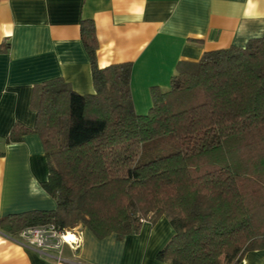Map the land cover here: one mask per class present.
I'll use <instances>...</instances> for the list:
<instances>
[{
	"label": "trees",
	"instance_id": "trees-1",
	"mask_svg": "<svg viewBox=\"0 0 264 264\" xmlns=\"http://www.w3.org/2000/svg\"><path fill=\"white\" fill-rule=\"evenodd\" d=\"M80 29L94 93L62 78L36 85L34 127L16 122L5 139L39 136L49 171L42 188L56 208L2 217L0 230L15 237L52 223L122 239L165 217L174 233L161 262L239 264L264 250V36L180 62L169 90L152 87L148 112L138 114L132 64L100 68L93 20ZM169 137L176 151L137 161L145 143Z\"/></svg>",
	"mask_w": 264,
	"mask_h": 264
},
{
	"label": "crops",
	"instance_id": "crops-1",
	"mask_svg": "<svg viewBox=\"0 0 264 264\" xmlns=\"http://www.w3.org/2000/svg\"><path fill=\"white\" fill-rule=\"evenodd\" d=\"M85 19L96 28L100 68L132 64L130 91L141 114L151 106L152 87L169 90L180 62L264 36V0H0V218L56 208L42 188L49 171L39 136L5 139L16 122L34 127L36 85L62 78L77 93H94L81 40ZM173 233L165 217L122 239H98L82 228L78 250L65 247L58 262L0 230V264H167L157 254ZM239 264H264V250Z\"/></svg>",
	"mask_w": 264,
	"mask_h": 264
},
{
	"label": "built area",
	"instance_id": "built-area-1",
	"mask_svg": "<svg viewBox=\"0 0 264 264\" xmlns=\"http://www.w3.org/2000/svg\"><path fill=\"white\" fill-rule=\"evenodd\" d=\"M68 235L74 239L67 238ZM13 238L23 246L34 247L41 255L58 262L65 261V247L77 251L82 242L79 228L62 230L52 223L27 227Z\"/></svg>",
	"mask_w": 264,
	"mask_h": 264
},
{
	"label": "rangeland",
	"instance_id": "rangeland-1",
	"mask_svg": "<svg viewBox=\"0 0 264 264\" xmlns=\"http://www.w3.org/2000/svg\"><path fill=\"white\" fill-rule=\"evenodd\" d=\"M147 112L148 110L145 111V113ZM145 113H141V114H145ZM143 148H144V153L142 156L139 155L137 159L138 162H144L154 158L157 155H162L165 153L176 151L178 149V144L173 137H169L168 139L163 138L162 140L147 142L143 145Z\"/></svg>",
	"mask_w": 264,
	"mask_h": 264
},
{
	"label": "snow or ice",
	"instance_id": "snow-or-ice-1",
	"mask_svg": "<svg viewBox=\"0 0 264 264\" xmlns=\"http://www.w3.org/2000/svg\"><path fill=\"white\" fill-rule=\"evenodd\" d=\"M69 239H74V237H71V236H70Z\"/></svg>",
	"mask_w": 264,
	"mask_h": 264
},
{
	"label": "bare ground",
	"instance_id": "bare-ground-1",
	"mask_svg": "<svg viewBox=\"0 0 264 264\" xmlns=\"http://www.w3.org/2000/svg\"><path fill=\"white\" fill-rule=\"evenodd\" d=\"M70 236L68 235L67 238H69Z\"/></svg>",
	"mask_w": 264,
	"mask_h": 264
}]
</instances>
